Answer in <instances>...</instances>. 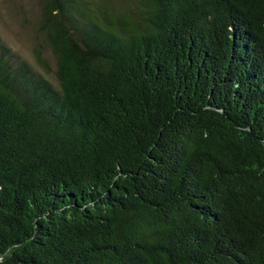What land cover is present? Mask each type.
<instances>
[{
    "label": "trees",
    "instance_id": "obj_1",
    "mask_svg": "<svg viewBox=\"0 0 264 264\" xmlns=\"http://www.w3.org/2000/svg\"><path fill=\"white\" fill-rule=\"evenodd\" d=\"M40 72L0 37V264H264V0H43Z\"/></svg>",
    "mask_w": 264,
    "mask_h": 264
},
{
    "label": "rangeland",
    "instance_id": "obj_2",
    "mask_svg": "<svg viewBox=\"0 0 264 264\" xmlns=\"http://www.w3.org/2000/svg\"><path fill=\"white\" fill-rule=\"evenodd\" d=\"M43 0H0V37L18 57L44 73L36 61L35 48L54 68L52 51L39 31Z\"/></svg>",
    "mask_w": 264,
    "mask_h": 264
},
{
    "label": "bare ground",
    "instance_id": "obj_3",
    "mask_svg": "<svg viewBox=\"0 0 264 264\" xmlns=\"http://www.w3.org/2000/svg\"><path fill=\"white\" fill-rule=\"evenodd\" d=\"M30 64V63H29ZM31 65V64H30Z\"/></svg>",
    "mask_w": 264,
    "mask_h": 264
}]
</instances>
